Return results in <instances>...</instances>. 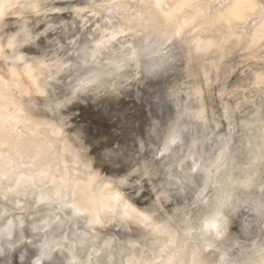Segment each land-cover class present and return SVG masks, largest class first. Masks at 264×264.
<instances>
[{
  "label": "snow or ice",
  "instance_id": "1",
  "mask_svg": "<svg viewBox=\"0 0 264 264\" xmlns=\"http://www.w3.org/2000/svg\"><path fill=\"white\" fill-rule=\"evenodd\" d=\"M57 0H0V15L5 19L0 21V33H3L7 27L8 21L13 14L19 10L23 14L31 15L33 5L38 4L41 7L55 4ZM74 2V0H73ZM160 2L162 13L157 11L155 4ZM130 3H137L146 11H139L136 8H129ZM83 8L87 13L99 12L100 16L95 21L98 28V34L101 39L97 43V48H104L112 38H105L103 31L105 28H114L116 21L109 19L106 13H116L126 27L131 28L134 22H138L142 29V39L139 45V52H151L149 59L153 60L150 70L155 71L163 66L166 62L164 52L168 51L169 45L179 47L186 53V59L191 64L193 60V47L199 36H212L214 39L207 40L203 44H196L195 57L197 60L219 61L221 52L225 63L219 67L216 74V82L209 86L205 94L202 86L192 88L191 101H185L184 106H195L197 108L196 119L205 121L207 118L206 95L217 96L218 107L222 113V131L216 136L217 147H230L233 149V155H240L242 150L246 153L249 160L254 161L260 158L261 168H264V40L255 41L254 29L264 22V0H83ZM61 16L68 26L67 39L74 38V30L79 31L80 24L73 19L68 13L76 12L73 7H61L58 9ZM127 17V18H126ZM183 21V23H181ZM90 25L87 32H91ZM18 31V29H17ZM223 37V40H219ZM51 39V35H49ZM128 39L135 40L134 35L124 37L120 42L124 43ZM219 41V42H218ZM19 47L26 49L30 41L19 38ZM206 48V51H201ZM92 45L87 38H82V43L77 49L76 62L80 69L73 75L66 78L65 83L75 82L76 77L80 75L87 76V73L104 63L101 56L92 59L90 52ZM240 54V63H229L234 54ZM159 57V60L155 58ZM259 58V63H253V60ZM8 56L3 49H0V229H5L6 221L11 216V230L14 234L13 239H4L3 233L0 232V245L6 250L17 248L16 240L23 237L25 225L22 223V216L29 211H33L32 205L37 203L33 198L31 203L24 200L19 205V212H8L5 209L6 204L17 205L21 195H27L29 191L36 188L37 184L47 185V181L52 179L53 173L60 174L61 142L71 140L70 132L67 128L57 127L55 122H59L64 113L67 111V103L56 95L57 87L47 79L48 73L36 63L37 57L24 56L17 57V62L29 61L30 67L21 74L13 64L7 63ZM201 67L207 73L209 70L206 63ZM248 68L249 71L239 78V82L229 84V79L239 69ZM257 69V74L253 77L250 72L251 68ZM35 77L36 85L39 89L48 91L57 105V115L52 122L45 120H31L29 112L33 109L38 113L39 98L31 95L28 90V77ZM105 75H114L106 72ZM189 72V79H191ZM96 84L95 79H83L79 82V87L75 91L77 97H85ZM234 89H246L241 95L240 91H234L232 96L228 93ZM29 94L25 96V92ZM171 95L177 96L178 93L173 89ZM11 98V99H9ZM244 99L255 100L259 109V121L261 125V143L257 146L248 143L233 144L232 141L237 135L248 136L249 138L256 135L255 125L237 132V115L247 119L248 115L254 113L256 108L248 106L237 114L233 106ZM155 123L150 129L149 134L155 131ZM186 125L179 121L174 126L170 125L167 135L163 137L162 144L165 151H168L172 144L182 139ZM205 129L207 125H204ZM33 136L36 138L33 139ZM73 143H75L73 141ZM115 142L107 145L103 155L104 162H110L113 156ZM117 156L123 158L122 153ZM64 157L68 164L65 166L68 177L60 175V180L47 192L41 191L39 196V205L55 210L48 211L46 214L55 217L56 212L64 209H71V218L73 220H83L88 226V232L96 233L97 239L99 233L98 227L102 226L109 218L113 221H119L124 227L131 231L129 226L132 222L138 224L145 234L156 233L149 239L140 240L129 245L123 240H116L115 244L106 243L105 247L100 248V255L91 257V264H107L105 257L115 254L113 264H125L124 257H129L130 264H190L188 259L190 238L186 232L175 231L159 218H153L137 209L125 207V192L116 186H108L105 182L108 177L102 173L97 174L91 170H79L73 167L74 160L85 164H91L90 155L77 151L74 154L65 150ZM188 159L184 156L179 161V174L173 170V167L166 168L165 184L168 187L180 186L184 190V185L194 184L196 177L184 170L185 161ZM52 161V169H43L42 165H47ZM194 170L202 173L201 187L196 195L193 204L198 201L204 192L213 188L212 193V211L215 213H227L234 215L240 202L234 201V188L230 189L223 185V176L227 175V169L223 172H217L215 176L209 175L205 166L196 165ZM120 179H131L125 174L120 175ZM175 183H172V182ZM139 183V180L136 181ZM244 181L241 180V184ZM264 184V179L258 181ZM221 193L227 195L221 196ZM71 201V202H70ZM250 206L257 217V225L264 224V197L254 199ZM35 215H40L35 211ZM201 219L215 220V216L203 214L197 210L194 222L199 224ZM62 223V222H61ZM117 226H120L119 224ZM75 227V225H74ZM215 236H222L218 225L213 224ZM88 232H85L87 234ZM77 233H73L76 235ZM36 238H42L40 232ZM259 238L264 240V234L256 229H252L247 220L241 225L240 236L229 238L219 244L209 243L207 246L211 249L209 253L194 251L193 264H216L213 257H223L227 247L233 243V240H239L240 246L236 255L232 258H224L219 264H264V252L259 258L255 257L250 247L251 242ZM198 236H192L191 242L198 243ZM96 247L99 244L96 240L92 241ZM81 247L80 243L78 244ZM143 249V250H142ZM52 253V245L46 244L38 246V250L33 253L35 257L34 264H43ZM181 254H183L181 256ZM67 264H74L69 260Z\"/></svg>",
  "mask_w": 264,
  "mask_h": 264
},
{
  "label": "clouds",
  "instance_id": "2",
  "mask_svg": "<svg viewBox=\"0 0 264 264\" xmlns=\"http://www.w3.org/2000/svg\"><path fill=\"white\" fill-rule=\"evenodd\" d=\"M155 8L162 13L163 10L160 2L155 4ZM49 11H58V9H50ZM84 13H87L86 8H78L76 11V18L84 22L80 26L79 31L74 30L73 39H67L68 29L64 21H61L60 26L63 27L61 38L63 39V43L61 39L49 41L48 43L53 45L50 52L43 51L36 60L38 66L47 71V79L57 87L58 91L56 95L68 105L67 111L59 121L63 128L71 127L68 116L70 110H74L78 105L81 107L87 106V97H77L75 95L80 80L86 78L95 79L100 76L98 72L89 71L87 76L80 75L76 77L75 82L71 84L65 83L67 77L75 74L77 70L80 69V65L76 62L75 58L77 56V49L82 43V38L86 37L87 41L92 45L90 52L92 59H96L97 56L102 55L103 59L107 62V66L114 69L116 72H122L126 68H131L133 72L137 73V75L132 76V80L139 81L142 53L139 52L133 39H128L124 43L120 42L124 37L130 36L129 30L126 28L114 27L109 31L108 28H105L103 36L112 39H110L106 47L97 48V43L101 37L98 34V28L95 26V21L99 18L100 13H87L86 16ZM25 23H27V21H25ZM39 23L43 24L46 23V21L41 20ZM90 25L92 28L91 32L88 33L87 29ZM41 35H43V33H41ZM132 35L135 37L139 36L138 33H133ZM12 64L21 74L28 70L26 66L30 67L29 61L17 62V60L14 59L12 60ZM220 64H223V57L220 59ZM211 67L215 72L219 71L216 62H212ZM211 75V71L204 73L205 92L210 85L216 82V79L210 78ZM240 75H243V73ZM123 83L127 84L130 83V81L123 80ZM28 90H30L31 95L38 97L40 101L38 113L34 109L31 112L41 120L53 121L57 115V105L54 103L48 91L37 87L35 77L32 75L28 77ZM234 91H240L241 95H243L246 89L230 90L228 95L232 96ZM28 94L29 91H26L25 96ZM187 94L191 97L192 89H189ZM92 95L95 96V93H92ZM250 105L256 108L254 100L244 99L237 102L233 106V110L239 114L242 109ZM260 111L259 108H256V111L249 114L247 119L237 115V129L239 132L253 125V121L258 123ZM202 122L203 125H207V128L201 138L192 140L191 142L182 138L175 144H172L168 151L164 150L163 144H148L137 153H127L128 156L132 157L131 159H118L117 153H113L111 162L105 163L103 155L104 148L107 147V145L104 147H95V145L90 142H84L81 144V148L91 156L92 171L107 176L108 180L105 183L108 186H116L124 190L125 207L131 206L139 212H143L153 218H159L165 224L178 222L182 229H191L190 234L196 233L205 237L219 238L216 236L213 237V233H215L213 224L218 226L224 225L227 223V217L223 212L215 213L212 211V190L209 188L195 204L192 203L193 201L189 204L185 198L180 197L176 193L174 187H168L165 184L166 168L171 166L174 171L179 169V161L183 159L184 156L188 157L184 164V170L196 177V184L198 186L201 184L202 173H198L194 170L196 165L205 166L208 170V174L213 176H215L217 172L222 173L226 168L227 175L223 176V184L228 183L227 177L229 175V170H235L237 161L233 157L230 147H217L216 136L220 133L223 124L221 110L219 108L209 107L207 110V118ZM239 138L241 140L246 139L245 136L240 135ZM76 139L79 143L80 140L77 133ZM235 142L236 141H233V143ZM260 162L262 161L258 158L257 163ZM121 174H125L131 179L122 180L120 179ZM137 179L139 183L136 182ZM197 210H200L203 214L215 216V220L205 221L201 219L200 223L196 224L194 219ZM51 223H54V221L48 222L49 226ZM118 224L120 226H117ZM129 226L132 230L128 234L137 238V240L131 241V244L139 242L140 240L149 239L152 235L156 234H145L141 227L135 222H132ZM117 227H120L122 230L125 228L119 221H113L111 218L100 226L105 234H111ZM123 235L124 233L122 232V237ZM222 235H226V232H222ZM70 248H72V245ZM95 254L96 250L94 249L88 260L80 262V264H90L91 257Z\"/></svg>",
  "mask_w": 264,
  "mask_h": 264
},
{
  "label": "bare ground",
  "instance_id": "3",
  "mask_svg": "<svg viewBox=\"0 0 264 264\" xmlns=\"http://www.w3.org/2000/svg\"><path fill=\"white\" fill-rule=\"evenodd\" d=\"M34 6V8L35 7H37L38 9H45V10H48L49 11V9H59V8H61V7H73V8H76V9H78V8H83L84 7V5H83V0H74V2H73V0H57V2L55 3V4H52V5H48V6H46V7H41L40 5H38V4H34L33 5ZM128 7L131 9V8H136L137 10H139V11H146V9H143L142 8V6L141 5H139V4H137V3H130L129 5H128ZM36 8V9H37ZM37 9V10H38ZM42 9H41V12H42ZM34 11H35V9H33ZM33 10H32V12H33ZM45 10H44V12H45ZM19 10H17L16 12H18ZM14 13V14H16V15H18V13ZM51 12H53V11H51ZM34 14L35 13H37V14H39V11L37 12V11H35V12H33ZM45 13H47V12H45ZM50 13V12H49ZM54 13H57V11L56 12H54ZM53 13V16L51 17V13L50 14H47L46 15V18H45V14H43V12H42V14H43V16H44V18L45 19H47V22H48V16H50V20H49V22L52 20V19H54V16L55 15H57V19H58V17H59V12H58V14H54ZM74 13H76V12H72V13H68L67 15H69V16H72V14H73V16H75L74 15ZM20 14H21V12H20ZM19 14V15H20ZM37 14H36V16H35V18H37L38 20H39V18H40V15H41V20H44L45 21V19H43V16H42V14H40V15H38L37 16ZM85 14V13H84ZM24 15V14H23ZM61 15V14H60ZM106 15L108 16V18L109 19H112V20H114V21H116V23H115V27H119V28H126L127 30H129V32H130V35H132L133 33H138L139 34V36L138 37H136V39L134 40V42L136 43V45H137V48L139 49V45H140V43H141V39H142V29L140 28V26H139V23L138 22H134L133 23V25H132V27L131 28H129V27H126L125 26V24H124V22L122 21V20H120V18L116 15V13H106ZM2 16V15H1ZM14 16V15H13ZM21 16H22V14H21ZM26 16H27V14H26ZM26 16L24 15V16H22V17H25L26 18ZM29 16H31V15H29ZM28 16V17H29ZM2 17H4V16H2ZM21 17V19L20 20H22V21H24L25 19L24 18H22ZM32 17V16H31ZM56 17V16H55ZM76 17V16H75ZM1 18V17H0ZM5 18V17H4ZM12 18V17H11ZM14 18L16 19V18H19V16L18 17H15L14 16ZM13 18V19H14ZM52 18V19H51ZM63 18V17H62ZM127 18V17H126ZM3 19V18H2ZM24 19V20H23ZM32 19V18H31ZM56 19V18H55ZM56 19V20H57ZM61 19V18H60ZM74 19V18H73ZM76 19V18H75ZM26 20H28V18L26 19ZM25 20V21H26ZM38 20H36L37 21V23H39L40 22V20H39V22H38ZM55 20V21H56ZM61 20H63V19H61ZM0 21H1V19H0ZM3 21V20H2ZM9 21H12V20H9ZM8 21V22H9ZM14 21V20H13ZM17 21V22H16ZM16 23H12L11 25L13 26V25H15V24H17V25H19L18 23L20 22L21 23V21H19L18 22V20L16 19ZM31 20H29V22H30ZM64 21V20H63ZM51 22H54V21H51ZM57 22V21H56ZM56 22H54V23H56ZM64 22H66V21H64ZM84 22V21H83ZM23 23V22H22ZM28 23V22H27ZM80 23H82V22H80ZM79 23V24H80ZM181 23H183V21L181 22ZM23 24H25V22L23 23ZM45 23H43V25H44ZM47 24H50V23H47ZM47 24H45V25H47ZM56 24H58V23H56ZM55 24V25H56ZM65 24V23H64ZM67 24V23H66ZM83 24V23H82ZM9 25V24H8ZM7 25V26H8ZM26 25V24H25ZM29 25V24H28ZM27 25V26H28ZM44 25V26H45ZM51 25V24H50ZM58 25H61V22L58 24ZM12 26H10L9 25V31H10V34H11V36L14 34V32H16L17 31V29H16V27H18V26H15L14 28L16 29L15 31H11V28H12ZM20 26H21V24H20ZM26 26V27H27ZM32 26H33V24H32ZM81 26V25H80ZM25 27V28H26ZM34 27H36V25L34 26ZM46 27V26H45ZM45 27H44V29H45ZM50 27V29H48V30H50V32H49V34L51 33V27H55V26H49ZM57 27V26H56ZM60 27L61 26H59V28L58 29H60ZM7 29H8V27H6ZM21 28H22V26H21ZM20 27H19V29H21ZM25 28H22V29H24L25 30ZM46 28H48V26L46 27ZM68 28V27H67ZM5 30L4 32H7L8 30ZM13 29V28H12ZM31 29V28H30ZM30 29H28V30H30ZM43 29V28H42ZM42 29H41V31H42ZM58 29L56 30V29H53L52 28V31H58ZM109 29V31H111V29L112 28H108ZM63 30V29H62ZM19 31V30H18ZM22 31V30H21ZM31 31V30H30ZM59 32H60V30H59ZM59 32H57V33H59ZM13 33V34H12ZM41 33H43V35L45 34V36H47L48 34H46L45 33V31L44 32H41ZM8 36H9V32H7L6 33ZM16 34V33H15ZM52 34H53V32H52ZM56 34V33H55ZM17 35V34H16ZM41 35V34H40ZM40 35H38V37L40 36ZM0 36H2V35H0ZM6 36V35H5ZM4 36V37H5ZM7 36V37H8ZM10 36V37H11ZM37 36V35H36ZM57 36V35H56ZM59 36V35H58ZM13 37H15V36H13ZM254 37H255V41H261V40H264V22H261L258 26H257V28L256 29H254ZM48 38H49V36H48ZM53 38H55L54 37V35H53ZM59 38V37H58ZM57 38V39H58ZM2 40H3V42L5 41L3 38H1ZM0 39V40H1ZM15 39H18V38H15ZM56 39V38H55ZM60 39V38H59ZM212 39H214L212 36H208V37H204V36H199L198 38H197V40H196V42H195V44H193L192 45V47H193V60H192V63L191 64H189L188 63V60L186 59V53L183 51V50H181L179 47H177V46H174V45H169L168 46V51H166V52H164V56L167 58L166 59V62L163 64V66L161 67V68H159L158 70H155V71H152V70H150V66H151V64L153 63V60H151V59H149L148 57H151V52H146V53H142V56H141V62H140V74L142 75V81H141V84H142V86H141V88H140V85L139 84H137V85H139L138 86V90L140 89V91L142 92L143 91V89H145V88H147V89H149V91L150 92H152V91H154V90H157V89H160V88H163V87H167L166 89L169 91V97H170V99L171 100H175V101H177L178 99H180V97H182V88H184V90H185V88H187V90H188V88L189 89H192V88H194V87H197V86H202L204 83H205V77H204V73H206L205 71H204V69L201 67V65L202 64H205L206 63V65H207V68H208V72H212V75L210 76V78L211 79H216V74H217V72H215L214 71V69L211 67V63L212 62H216V64H217V66L218 67H222L223 66V64L225 63V60H224V57H223V53L221 52V57H223V64L221 65L220 64V60L217 62V61H214V60H208V61H202V60H197V58L195 57V51H196V44H203V43H205L207 40H212ZM224 38L223 37H220L219 38V40H223ZM6 40H8V39H6ZM43 40H45V43L48 41H46V39H45V37H44V39ZM10 41V40H9ZM13 41V40H12ZM15 41V40H14ZM49 41H53V39L51 40V39H49ZM42 42V41H41ZM219 42V41H218ZM5 43H7V42H5ZM4 43V44H5ZM11 43V42H10ZM10 43H8V46H9V44ZM62 43H63V41H62ZM31 44V43H30ZM47 44V43H46ZM45 44V45H46ZM17 45H19L18 43H17ZM33 45V44H32ZM50 45V44H49ZM4 46H6V47H4V48H6V50H7V56H8V54L10 53V52H8V50H9V48L7 49V45H4ZM14 46V45H13ZM51 46V48H52V45H50ZM10 47V46H9ZM15 47V46H14ZM17 47V46H16ZM33 47V46H32ZM49 47V46H48ZM20 48V47H19ZM29 48V47H28ZM27 48V49H28ZM46 48H47V46H46ZM12 49V48H11ZM10 49V50H11ZM14 49V48H13ZM31 49V48H30ZM48 49H50V47L48 48ZM47 49V50H48ZM6 50H5V52H6ZM15 50V49H14ZM207 49L206 48H201V51H206ZM12 51L13 50H11V53H12ZM20 51V50H19ZM23 51H25V49L23 50ZM50 51V50H49ZM27 52V51H26ZM11 53L9 54V56L11 55ZM14 53V52H13ZM17 52H15V54H16ZM27 55V54H26ZM8 56V57H9ZM14 56V55H13ZM12 56V57H13ZM9 58H11V57H9ZM15 58V57H14ZM16 59V58H15ZM156 60H159L160 58L159 57H157V58H155ZM11 60V59H10ZM8 61H9V59H8ZM104 62H106L105 60H104ZM229 63H231V64H237V63H240V54L239 53H237V54H234L231 58H230V60H229ZM253 63H259V58H256V59H254L253 60ZM104 65V67H105V69H107V70H109L106 66V63H104L103 64ZM106 65V66H105ZM102 67V66H101ZM100 68H98V70H99ZM104 69V68H103ZM112 69V68H111ZM111 69H110V71H111ZM92 70V69H91ZM90 70V71H91ZM106 70V71H107ZM131 70V68H126L124 71H122V72H116L114 69H113V73L114 74H116V73H118L119 75H117V78H120V77H118V76H121V75H124V74H128V72L129 73H133V72H131L130 71ZM94 70H92L91 72H93ZM97 71V70H96ZM100 71V70H99ZM247 71H249L248 70V68L247 67H245L244 69H239L234 75H232L231 76V78L229 79V84L231 85L232 83H234V82H239V78L240 77H242L244 74H245V72H247ZM189 72H190V74H191V79H189ZM241 73H243V75H240ZM131 74H129V76L131 75ZM250 74L253 76V77H255L256 76V74H257V69L255 68V67H253V68H251V72H250ZM132 75H134V74H132ZM131 75V76H132ZM128 76V75H127ZM130 76V77H131ZM106 77V76H105ZM112 78V79H111ZM111 78L109 77L108 79H109V81H114V82H118V80H116L115 81V76L114 75H112L111 76ZM128 78V79H127ZM163 78H164V80L166 81L165 83H162V81H163ZM103 79H105V78H103L102 77V80ZM108 79L106 78L105 80H107L108 81ZM111 79V80H110ZM126 79L127 80H129V81H132V79H130L129 77H126ZM101 80V81H102ZM100 81V83H102ZM120 81H121V79H120ZM119 81V83H116V85L118 84H120V83H123V81L122 82H120ZM103 82H105V81H103ZM97 84H98V82H96ZM106 83V82H105ZM113 83V82H112ZM138 83H139V81H138ZM115 84V83H114ZM114 84H112V85H114ZM130 85H132V83L130 82L129 83ZM103 85H106V84H103ZM107 85H109V83H107ZM121 85V84H120ZM123 85V84H122ZM95 86V85H94ZM93 86V87H94ZM110 86V85H109ZM109 86H106V87H109ZM106 87H104V88H106ZM113 87V86H112ZM114 87H115V85H114ZM113 87V88H114ZM121 87V86H120ZM127 87V86H126ZM137 87V86H136ZM95 88V87H94ZM110 88V87H109ZM117 88V87H116ZM128 88V87H127ZM127 88L125 89V91L127 90ZM134 88V87H133ZM124 89V88H123ZM130 89H132V88H130ZM173 89H175L176 91H177V93H178V95L177 96H175V97H173L172 95H171V93H172V91H173ZM100 90H101V92H103V90L101 89V86H100ZM110 90H111V88H110ZM137 90V91H138ZM96 92H97V90H95ZM112 91H113V89H112ZM111 91V92H112ZM121 91H122V89H121ZM145 91H146V89H145ZM99 92V91H98ZM97 92V93H98ZM101 92H99V93H101ZM109 92V91H108ZM119 92H120V89H119ZM134 92V91H133ZM140 92V93H141ZM144 92V91H143ZM147 92V91H146ZM158 92V91H157ZM188 92V91H187ZM96 93V94H97ZM98 93V95H102V93L101 94H99ZM104 93H105V91H104ZM103 93V94H104ZM115 93H116V91H115ZM121 93V92H120ZM130 93V92H129ZM128 93V96L130 95ZM132 93V92H131ZM134 93H137L136 91L134 92ZM139 93V92H138ZM185 93V92H184ZM106 94V93H105ZM109 94V93H108ZM108 94H106V95H108ZM114 94V93H113ZM124 94V93H123ZM127 94V93H126ZM186 94V93H185ZM207 94V93H206ZM137 95V94H136ZM145 95V94H144ZM165 95V94H164ZM93 96V95H92ZM97 96V95H96ZM105 96V95H104ZM115 96V95H114ZM131 96V95H130ZM129 96V97H130ZM99 97V96H98ZM106 97V96H105ZM122 97V96H121ZM126 97V96H125ZM134 97V96H133ZM138 97H139V95H138ZM154 97V96H153ZM96 98V97H95ZM111 98V97H110ZM114 98V97H113ZM117 98V97H116ZM116 98H115V100H116ZM123 99H124V97H123ZM132 99V98H131ZM95 100V99H94ZM93 100V101H94ZM110 101V100H109ZM124 101H126V100H124ZM138 101V100H137ZM144 101V100H143ZM91 102H92V100H91ZM96 102V101H95ZM87 103H89V102H87ZM94 103V102H93ZM102 103V102H101ZM101 103H98V104H100L101 105ZM111 103H113V100L111 99ZM119 103V102H118ZM122 103V102H121ZM120 103V104H121ZM126 103V102H125ZM139 103V102H138ZM137 103V104H138ZM206 103L207 104H209V105H211V106H213V107H215V106H217L218 105V103H217V96H207L206 95ZM104 104V103H103ZM105 104H107V105H109V103L108 102H106ZM123 105H124V103H122ZM166 104V103H165ZM168 104H170V102H168ZM167 104V106H164V104H162L161 102L160 103H156V105H155V109L156 108H159V110L160 111H164V109H167L168 107H169V105ZM91 105H92V103H91ZM91 105H90V108H89V110H92L93 108V111L95 110V108H96V106H95V104H93L94 105V107L92 108L91 107ZM147 105V104H146ZM99 106V105H98ZM97 106V107H98ZM138 106V105H137ZM77 107H79V106H77ZM77 107L75 108V109H77ZM81 107V106H80ZM100 107V106H99ZM98 107V108H99ZM105 107V111H106V109H107V107H106V105L104 106L103 105V108ZM125 107V106H124ZM149 107H151L150 105H149ZM82 108V107H81ZM81 108H78V110L80 109L81 110ZM87 108V107H86ZM97 108V109H98ZM101 108H102V105H101V107L99 108L100 110H101ZM152 108V107H151ZM175 108V107H174ZM83 109V108H82ZM96 109V110H97ZM114 109V108H113ZM118 109V108H117ZM121 109V108H120ZM128 109V108H127ZM147 109H148V107H147ZM77 110V111H78ZM89 110H87V111H89ZM95 110V111H96ZM103 110V109H102ZM108 111H109V109H107ZM122 110V109H121ZM73 111V110H72ZM87 111H84V112H86V114H87ZM93 111H91L90 112V114L92 115V112ZM104 111V110H103ZM103 111H99V110H97V112H93V113H98L99 112V114H102V112ZM108 111H107V114H108ZM179 111V110H178ZM76 111L74 110V113H75ZM81 112V114L82 113H84V112H82V111H79V113ZM101 112V113H100ZM112 112V111H111ZM116 112V111H115ZM123 112V111H122ZM70 112H68V114H69ZM74 113L73 114H70V116H69V118H71V115H73V117H74V119H75V115H78V112H76L75 113V115H74ZM106 113V112H105ZM127 113V112H126ZM140 113V112H139ZM165 113V112H164ZM81 114H79L80 116H81ZM85 114V113H84ZM88 114H89V112H88ZM89 114V115H90ZM104 114V113H103ZM112 113H110V115H111ZM120 114V113H119ZM128 114V113H127ZM196 114H197V110L195 111V113H194V115L196 116ZM89 115H87V116H84V119L85 118H87L88 119V121H89V119L91 120L92 118H93V120H94V118H97V117H89ZM95 115V114H94ZM98 115V114H97ZM36 116V115H35ZM79 116V117H80ZM82 116V117H83ZM102 116H104V115H102ZM120 116V115H119ZM126 116V115H125ZM73 117L71 118V119H73ZM124 117V116H123ZM81 118V117H80ZM100 118V117H99ZM113 118V117H112ZM77 120V119H76ZM76 120H74V121H76ZM81 120L83 121V118H81ZM93 120H91L92 122H93ZM101 120V119H100ZM70 121H72V123H71V126L73 127L74 126V124L73 123H75L73 120H70ZM79 121V120H78ZM77 121V122H78ZM84 121H86V120H84ZM83 121V122H84ZM91 121H90V123H91ZM94 121H97V120H94ZM50 122H52V121H50ZM145 122V121H144ZM78 123H80V126H81V123L82 122H78ZM97 123V122H96ZM76 124V126H77V123H75ZM82 124H84V128H88L87 126H88V124H87V122L86 123H82ZM257 125H259L258 123H257ZM57 126H58V124H57ZM60 126H61V124H60ZM59 126V127H60ZM260 126V125H259ZM72 127H71V129H72ZM75 127V126H74ZM118 128V127H117ZM120 128V127H119ZM142 128V127H141ZM151 128V127H150ZM68 129V128H67ZM71 129H70V131H71ZM88 132V131H87ZM93 132V131H92ZM149 132V131H148ZM72 134V133H71ZM70 134V135H71ZM88 135H90V134H88ZM151 135V134H150ZM72 136H73V134H72ZM86 137H88L87 135H85ZM81 137L82 136H80L79 138L81 139ZM84 137V136H83ZM93 137V136H92ZM156 137V136H155ZM73 138H74V136H73ZM83 139V138H82ZM77 140V139H76ZM140 140V139H139ZM81 141V140H80ZM82 142V141H81ZM75 143H76V141H75ZM81 145V144H80ZM79 145V146H80ZM124 145V144H123ZM79 146H78V148H79ZM67 148H64L63 149V152L66 150ZM69 149V148H68ZM72 148H70L69 149V151L71 150ZM70 152H73V150L72 151H70ZM84 152V151H83ZM233 155V154H232ZM233 157L236 159V161H238V156L237 155H233ZM75 161V160H74ZM64 164V163H63ZM78 166V165H77ZM89 166H90V164H89ZM46 169V168H45ZM50 169V168H49ZM82 171H84V170H82ZM263 171L261 170V171H254V172H248V173H244V174H241V175H239L238 177H236L234 180H232V181H230V182H228L227 184H223L224 186H226V187H228V188H230V189H232V188H234L236 191L233 193V199H234V201H239L240 202V204L242 205V204H244V203H246V202H248L249 200H252V198L254 197L255 199L257 198V199H259L260 197H264V195H262V193H261V191H262V189L263 188H260V190H257V191H255V192H253V189L251 188L252 186H253V184L256 182V181H259V180H261V179H264V174L262 173ZM60 175H63L65 178H67L68 177V175L69 174H55V173H53V175H52V179L51 180H49V181H47L48 183H47V185H45V184H37L36 185V188L33 190V191H29L28 192V194L25 196V195H21V197H20V201H18L17 202V205L16 206H14V205H12V204H6V206H5V209L4 210H6V211H8V212H11V211H13V209L15 208V211H17V212H19V210H20V208H19V205H20V203H22L24 200H28V202L29 203H31V200L33 199V198H35L36 200H37V203H35V204H33L32 205V209H33V211H29L26 215H23L22 216V223L25 225V229H24V234H23V237L22 238H19V239H17L15 242H16V244H17V248H18V251L16 250V249H12V250H6L2 245H0V248H1V250H4L6 253H5V258L8 260V258H10V256L11 255H14L15 253H18V252H26V253H28L30 256H33L34 257V255H33V253L35 252V251H37L38 250V246H43V245H46V244H49V245H52V253H64V255H65V257L68 259V260H72V261H74V264H80V262H83V261H85V260H88V258H89V256L90 255H92V253H93V250L95 249L96 250V254L95 255H100V248H103V247H105V245H106V243H112V244H115V240H113V236H115L116 237V240H123V241H125V242H127L129 245H131V241H133V240H137V238L136 237H134V236H132V235H130V234H128V233H130L131 231H129L128 230V232L126 233V234H124L123 235V237H122V233L119 235V236H117L116 234H114L113 232L111 233V234H105V232L100 228V227H98V229H97V232L99 233V238L97 239V236H96V233H91V232H88V226L85 224V222L83 221V220H73L72 218H71V209H69V212H65V211H58V212H56V215H55V217H52V216H49V215H47L46 213L48 212V211H53V210H55L54 208H52V209H49V208H46V207H44V206H41V205H39V203H38V201H39V196H40V193H41V191H43V192H47L48 191V188L49 187H52L53 185H54V183H56V182H58L59 180H60ZM241 180H243L244 181V183L243 184H241ZM172 183H175L174 181L172 182ZM262 186H264V184H261ZM174 189H175V191H176V193L180 196V197H182V195L183 194H185V193H187V192H189V188L187 187V184L186 185H184V190L183 191H181L180 190V186L179 185H177L176 187H174ZM185 192V193H184ZM221 196H224V195H227V193H221L220 194ZM255 195V196H254ZM1 199H0V201H3L4 200V197H0ZM71 202V201H70ZM35 211H39L40 212V215H35ZM251 211V210H250ZM252 213H253V211H251ZM254 214V213H253ZM225 215H226V217H227V223L226 224H224V225H221V226H219V228H220V230H221V232H226V235H222V236H220L219 238H211V237H206V238H204V240H200L199 239V242L198 243H195V242H191V237L192 236H195V235H193V233L192 234H190L191 233V231L190 230H188V229H180V228H178V227H175V226H172L171 225V227H175V228H171L172 229V231L173 232H175V231H180V232H186L187 234H188V236H189V238H190V242L192 243V245H193V247H191V246H189L190 248H189V251H188V256L190 255V254H192V252L193 251H196V247H198V246H202V245H205V246H203V248H205V251L203 252V253H209V252H211V249L210 248H208V246H206V245H208L209 243H212V244H219V243H221L222 241H227L229 238H234V237H238V236H240V231H241V225L246 221V220H242V221H239L238 222V220H237V217H236V221H235V223H233L234 222V215H229V214H227V213H225ZM248 216V215H247ZM255 217V216H254ZM238 219H239V217H238ZM252 220H253V217H252ZM252 220H247V222L251 225V227H252V229L253 228H255L258 232H260V230H262L261 232L263 233V229H264V224H260V225H257V223H255L254 224V227H253V221ZM52 221H54V223H51V225L49 226V224H48V222H52ZM62 222V223H61ZM231 223H232V226H233V224H236L235 226H236V229L237 230H232L231 229ZM11 225H12V219H11V216H9V218L7 219V221H6V226H5V229H4V234H3V238L4 239H9V240H11V239H13V236H14V234H13V232H12V230H11ZM74 225H75V227H74ZM235 226H233V227H235ZM2 230V229H1ZM40 232V236L42 237V238H40V239H37L36 238V233L37 232ZM77 233L76 235H73V233ZM85 232H88L87 234H85ZM264 234V233H263ZM215 236V234L213 235V237ZM94 240H96L97 241V243L99 244V247H96V245L95 244H93L92 243V241H94ZM80 243V245H81V247H79L78 246V244ZM72 245V248H70V246ZM239 246H240V241L239 240H236V239H234L233 240V243H231L228 247H227V250L223 253V257H219V258H217V257H213V260L216 262V264H219V261L220 260H222V259H224V258H232L234 255H236V253H237V251H238V248H239ZM250 247L252 248V252H253V255L255 256V257H258V256H260V254L262 253V252H264V240H261V239H259V238H256V239H254L252 242H251V244H250ZM143 250V249H142ZM51 253V254H52ZM182 256V255H181ZM193 257V256H192ZM52 258V261H49L47 264H59V262L55 259V258H53V257H51ZM114 259H115V254H112V255H110V256H108V257H105V260L107 261V264H113V261H114ZM48 260V259H47ZM124 260H125V264H129V257L128 256H125L124 257ZM189 261H190V259H189ZM90 264H91V262H90ZM193 264V263H192Z\"/></svg>",
  "mask_w": 264,
  "mask_h": 264
},
{
  "label": "rangeland",
  "instance_id": "4",
  "mask_svg": "<svg viewBox=\"0 0 264 264\" xmlns=\"http://www.w3.org/2000/svg\"><path fill=\"white\" fill-rule=\"evenodd\" d=\"M36 8L37 7L34 8V6H33V9H35V11H37V12L39 11V14H37V13L34 14L33 12H35V11L32 9L33 10V12L31 13V16L32 17L29 16L28 14H27V16H26V14H24L26 16V18L25 17H22L24 15H23V13H21L22 14V16H21L20 11L16 12V13H18V15L13 14L15 17H18L19 16V18H16V19L18 20V22L21 21V23L19 22L18 23L19 25L15 24V25L12 26L11 25L12 23L14 24V23L17 22L16 19L14 18V16H12V18L10 19L12 21H9L7 23V25L9 24L10 26H12L13 29L11 28V31H15L17 28L19 30V31L14 32V34L12 33L13 34L12 36L10 34V31H9V28H10L9 25L7 26L8 29L6 28L8 30L7 32H9V36L6 34L7 32L0 33V35H2V36H0V39L3 38L5 40L4 42H3L2 39L0 40V49H3V51H5L6 48H4V47H6V46H4V45H7V49L9 48L8 52L11 53V50H13L10 56H9L10 53L8 54V56L11 57V58L8 57L9 61L7 60V63L12 64V60H14L15 58L17 59V57H24V56H35L38 59L43 51H49L51 49V46H50L51 44L49 45V43H48L49 42V39H50V38H48L49 35H51V40L52 39L55 40V38L57 39L59 37L61 39V42L63 41V39L61 38V33L63 32V30H62L63 27H60V29H58L59 26H60L58 24L61 21L64 20V17L59 14L58 19H57V15H55L56 17L54 16V19L51 18L52 19L51 21H54V22L57 21L56 23H58V24H56V23L51 22V21L49 22L50 16H48L47 17L48 18V22H47V19H45L46 18V15L51 13V17H52L53 16V13L56 12V11L51 12V11H48V10H45V9H42L41 8L43 14H45V18H44L43 14L41 12V9H38L37 8L38 9L37 10ZM44 10L47 13H45ZM58 12L59 11H57V13H54V14H58ZM36 14H37V16L40 15V14H42L43 19H45V21H46L45 24L50 23L51 25L50 24H47V25L44 24L46 27L48 26V28H46L43 24L37 23L36 20H38L37 19L38 17L35 18ZM75 14L76 13H74V15ZM84 15L86 16L87 13H85ZM75 16H73V14H72L71 17L75 19L76 18ZM0 17H1L0 18L1 21L5 19L1 15H0ZM21 17L24 18L25 20L28 18V20H26L28 23H25L26 25L23 24L25 22L24 19H23L24 21L20 20ZM60 18L63 19V20H61ZM41 19L42 18H41V15H40L39 20L41 21ZM29 20H31V21L29 22ZM39 20H38V22H39ZM75 20H77L79 23L80 22L83 23V20H78L77 18ZM64 23H65L66 27H68L67 24H66V22H64ZM82 23H80V25H82ZM20 24H21L22 28H25L28 24L29 25L24 30V29L21 28ZM32 24H33V26H32ZM35 25H36V27H34ZM15 26H18V27H16V29H15L14 28ZM49 26H55V27H51V33L50 34H49L50 30H48V29H50ZM19 27L21 29H19ZM44 27H45V29H44ZM52 28L53 29H56V30L58 29V31H52ZM28 29H30L31 31L28 30ZM41 29H42V31H41ZM59 30H60V32H59ZM44 31H45L46 34H48L47 36H45V34L44 35H40L41 32H44ZM52 32H53V34H52ZM57 32H59V33H57ZM38 35H40V36L38 37ZM53 35H54L55 38H53ZM13 36H15V37H13ZM44 37H45L46 41L48 40L46 42L47 44L45 43V40H43ZM15 38H18V39H15ZM19 38H23L24 40L30 41V43H31L29 45V48L27 47L28 49L26 48L25 51H23L24 49L19 48V45H17ZM6 39H8V40H6ZM5 42H7V43H5ZM8 43H10L9 44L10 47L8 46ZM46 46H47V48H46ZM48 46L50 47V49H48L49 48ZM52 47H53V45H52ZM15 52H17V53L15 54ZM6 53H7V50H6ZM25 61H27V60H25ZM104 63H106V65H107V62H104ZM106 67L108 68V66H106ZM98 68H100L99 69L100 71L98 70ZM108 69L109 70L105 69L104 65H102V67L100 66V67H96V68L92 69V70H94L93 72L100 73V76L98 78H95V80H96V82H98V84L97 83L95 84V86H94L95 88L92 86L93 87V91H91L87 96H85V97H87V102H89V103H87V106H86L87 108L86 107H82L83 108L82 109L78 105L79 107H77V109H74L76 112H78V115H75L76 112L74 113V110L73 111L72 110L69 111L70 112L68 114L69 116H70V114H73V113L75 115V119H74L73 115H71V118L73 117V119H71V118H69V119L70 120H73V121L77 119L76 121H74L75 123H77V126H76L75 123H73L75 127L74 126L73 127L71 126L72 129H71V127L68 128L70 134L72 133L73 136H74V138H73V136L71 134V138H72L71 140H67L66 139V140H64V141L61 142V157H60L59 163H60V167L62 169V172L60 174H68L67 169L65 167L68 164V161L64 157V152L65 151L63 152V149L64 148H67L66 150L69 151V149L72 148L70 151L73 150L72 153L74 154L77 151H83L80 144H82L84 142H90V143L94 144L95 147H104L105 145H108L111 142H115V145L116 146L113 149V153H122L123 154V158H120V157L117 156L118 159H131L132 157L131 156H128L127 153H129V152H131V153H137L143 147L147 146L148 144H155V145L162 144L163 137L165 135H167L168 130H169V126L170 125L174 126L177 121H179L182 125H186L185 131L182 134V138L183 139H186L187 141L191 142L192 140L199 139V138H201L204 135L205 128H204L203 122L202 121H198L196 119V116L193 115L195 113V111L197 110V108L195 106H189V107H185L184 106V102L185 101H191V99H192V96L190 97L187 94L189 92V88H188V90H187V88H185V90H184V88H182L183 89L182 90V94H183L182 97H180V99H178L177 101H175V100H171L170 99V97H169V91L166 89L167 87H163V88L154 90L152 92H150L149 89H147V88H145L147 92L145 91V89H143L144 92L143 91L141 92L140 89L138 90V86L140 85V88H141V86H142L141 81L143 80L141 78L142 75L140 74V72H139V83L136 80H132V81H130L132 83V85H130L129 83H127V84L120 83L121 85L120 84L119 85L118 84L116 85V83H119L120 79H121L120 82H122L123 80H127L128 78L126 79V77H129L130 79H132V76L137 75V73H135L132 70H130L131 72H133L132 74H134V75H132L131 73L128 72V74L126 73L124 75L118 76L120 78H117V75H119V74L116 73V74H114L115 81L118 80V82H114V81H109V79H108L109 77L111 78L112 75H105L106 72L113 73L112 72L113 69H111V68H108ZM110 69H111V71H110ZM129 74H131L132 76L130 75L131 76L130 77ZM102 77L105 78V79L107 78L108 81L105 80V79L102 80ZM100 81L102 83H100ZM103 81H105L106 83L103 82ZM165 82L166 81L163 78L162 83H165ZM107 83H109L110 86L107 85ZM103 84H106V85H103ZM112 84H114L115 87ZM137 84H139V85H137ZM100 86H101V89L103 90V92H101ZM106 86H109L111 88V90H110L109 87H106ZM104 87H106V88H104ZM126 88H127V90L125 91ZM130 88H132V89H130ZM202 88L204 89V84L202 85ZM112 89H113V91H112ZM119 89H120V92L121 93L119 92ZM121 89H122V91H121ZM95 90H97V92L98 91L101 92L102 95H98L99 92L97 93ZM104 91H105L106 94H108V93L109 94L106 95L104 93ZM115 91H116V93H115ZM133 91L134 92L136 91L137 93H134ZM204 92H205V90H204ZM92 93H95V96H92ZM101 93H99V94H101ZM128 93L131 95V96L129 95L130 97L128 96ZM206 93H207V91L205 92V94ZM138 95H139V97H138ZM123 97H124V99H123ZM115 98H116V100H115ZM111 99L113 100V103H111ZM91 100H92V102H91ZM124 100H126V101H124ZM106 102H108L109 105L105 104ZM121 102L124 103V105ZM160 102L162 104H164V106H167L168 102H170V104H168L169 107L167 109H164V111H160L159 108H156L155 109L156 103H160ZM254 102H255L256 108H259L258 105L256 104V101L255 100H254ZM91 103H92V105H91ZM98 103H101V105H102L101 110L99 109L101 107V105L98 104ZM93 104H95V106H96L95 110L99 106L100 107L97 110H99V111H103L104 110L102 112V114H99V112L98 113H93V112H97V110L96 111L95 110L93 111V109H94L93 108L94 107ZM90 105L93 108L92 110H89ZM103 105L104 106L106 105V107H107V109H109V111L107 109L105 111V107L103 108ZM149 105L152 108L149 107ZM147 107H148V109H147ZM209 107L219 108L218 105L215 106V107H213V106H211V105H209V104L206 103V111L208 110ZM78 108H81V110L80 109L78 110ZM87 110H89V111H87ZM79 111H82V112L87 111V114H86V112H84L85 114L84 113L81 114V112L79 113ZM91 111H93L92 112V115L90 114ZM107 111H108V114H107ZM88 112H89L90 115L88 114ZM110 113H112V114L110 115ZM79 114H81V116ZM83 115L84 116L89 115L90 118L91 117H97V118H94V120H97V121H94L93 118L91 119V120H93V122L90 119L88 121L87 118L84 119V116ZM102 115H104V116H102ZM79 116L81 118H83V121L84 120H86V121L83 122ZM29 117L33 121H35V120H41L38 116H35V114L33 112H29ZM77 121L78 122H82V123H86L87 122V124H88L87 127L88 128H84L85 126L82 123H81V126H80V123H78ZM90 121H91V123H90ZM55 123H56V126L58 124L57 127L60 126V122H55ZM70 123H72V121H70ZM154 123H155V126H156L155 127V131H154L153 134L150 135L149 132H150V129L153 127V124ZM252 123L256 127V135H254L251 138H249L248 136H245L246 139H244V140H241L239 138V135H237L235 137V139L233 140V141H236V142L233 143V141H232L233 144L243 143L245 146H247L248 143L251 141L252 144L258 146L261 143V139H260V135H261L260 134V126L257 125L256 121H253ZM60 127H62V125ZM70 129H71V131H70ZM222 130L223 129L221 128L220 129V132ZM237 132H239L238 129H237ZM76 133H77V135L79 137L82 136L81 139L79 138V140H81L82 142L80 141L78 143V141L76 140ZM88 134H90V135H88ZM85 135H87L88 137H86ZM35 138L36 137L33 136V139H35ZM73 141L74 142L76 141V143H73ZM78 146H79V148H78ZM230 149H232V148H230ZM105 150H106V147L104 148V152H105ZM232 152H233V149H232ZM237 156H238V161H237V164L235 166V170L234 171L233 170H229V175L227 177V181L228 182L234 180L239 175L244 174V173H248V172H254V171H261L262 170L263 171L262 173L264 174V168H261V162L260 163H257V160H258L259 157H257L254 161L249 160L247 158L246 153H244L243 150H242L241 154L240 155H237ZM90 161H91V156H90ZM110 162H105V163H110ZM41 167L43 169H45V168L46 169H49V168L52 169L54 167V164H53L52 161H49L47 165H42ZM73 167H77L79 170L88 171L90 167L92 168V165L90 164V166H89V164H85V163L79 161L78 159H76L73 162ZM175 171L177 172V174H179V169H177ZM201 186H202L201 184L198 186L196 184V182L194 184H187V187L189 188V192H187V193L184 192L185 194L182 195V198H185L187 200V202L190 204L192 201L195 200L196 195H197V193L199 191V188ZM251 188L253 189V192H255L257 190H260V188H263L262 191H261V193H262V195H264V186H262L261 184H259L258 181H256ZM210 189L212 190V193H213V188L210 187ZM254 199L255 198L253 197L252 200H254ZM252 200H249L248 202H250ZM248 202H246V203H244L242 205L241 204L239 205L237 212L234 214V222L233 223H235L236 217H237L238 222L239 221H242V220H252V217H253V220L254 221L253 220L252 221H253V227H254V224L256 223L257 217L255 216V214H253L254 212L253 213L251 212L253 210H252V207L250 206V203H248ZM63 211L69 212V209H64ZM238 217H239V219H238ZM167 225L170 228L178 227V228L181 229V227H180V225H179L178 222H174V223L167 224ZM171 225L172 226H175V227H171ZM235 225L236 224H233V226H235ZM230 226H231V229L232 230H237L236 229V226L235 227L232 226V223H231ZM253 229H255V228H253ZM188 230L191 231V229H188ZM261 231L262 230H260V233L263 234L264 233V229H263V233ZM0 232H2L4 234V230L3 229L2 230L0 229ZM122 232L124 234H126L128 232V228L125 227L122 230L120 227H117L114 230L113 233L116 234L117 236H119ZM214 234L215 233H213V235ZM193 235L198 236L200 238V240H204V238H206L205 236H201V235L196 234V233H193ZM189 246L193 247V245H192L191 242L189 243ZM203 246H205V245L196 247L195 248L196 251H200V252L203 253L205 251V248H203ZM193 252H192V254H190L188 256V259H190V264H192L194 262ZM5 253L6 252L4 250H1V248H0V264H34V261H35V257L30 256L26 252H18V253H15L14 255H11L10 258H8V260L5 258ZM181 255H183V254H181ZM51 257L55 258L59 262V264H67V262L69 261L65 257L64 253L63 254L62 253H52L51 256H50V258H48V260L44 261L43 264H47L49 261H52V258ZM257 258H259V256Z\"/></svg>",
  "mask_w": 264,
  "mask_h": 264
}]
</instances>
